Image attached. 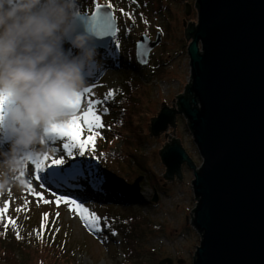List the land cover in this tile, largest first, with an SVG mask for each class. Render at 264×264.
Instances as JSON below:
<instances>
[{
	"label": "rangeland",
	"instance_id": "rangeland-1",
	"mask_svg": "<svg viewBox=\"0 0 264 264\" xmlns=\"http://www.w3.org/2000/svg\"><path fill=\"white\" fill-rule=\"evenodd\" d=\"M79 4L81 10L91 9L83 0H79ZM93 4V10L97 4L112 6L110 9L118 29L103 53L114 59L118 56L119 61L104 66L100 74L94 75L87 85L92 92L81 98V111H84L89 99L103 100L108 92L115 93L100 105L108 111L101 113L104 127L97 130L99 135L95 139L94 151L101 149L100 146H110L129 152L131 147V151L137 150L144 156L143 164L150 172L143 173L137 194L131 191L135 178L132 184L118 182L115 185L124 196V201L127 200L125 203H103L93 197L94 192L86 194L80 183L70 184L63 180L59 186L57 178L37 180L35 168L28 162L24 176L19 177L23 184L20 187L11 186L6 193L0 194V210L5 203L8 204L7 212L0 214V236L9 234L18 240L19 232L20 237L23 234L24 239L32 244L39 242L50 252L51 248H55L58 261L66 264H158L166 258H171L174 264L180 261L192 264L202 240L192 225L194 213L190 215L197 205L192 186L194 174L187 165H183V183L178 179L174 182L164 179L166 167L159 152L170 141L169 136L172 139L175 136L170 128L167 138L164 133L160 138H151L149 124L160 112L163 103L172 107L173 99L184 93L191 80L187 52L190 42L185 39L183 20L197 24L196 0H93ZM187 4L192 7L189 17L185 15ZM121 10L129 13L131 18ZM92 13L81 12L85 15ZM158 34L161 35V44L150 53L147 65L140 66L136 59L138 40L146 35L155 41ZM128 116V123L135 128L129 139L131 142L123 147L125 141L120 140L123 138L109 135L125 131L126 126L122 129L119 126ZM141 133L144 137L139 142ZM124 134L129 136L127 131ZM87 135L85 131L84 136ZM175 135L196 167L200 168L202 158L183 115L178 116ZM63 143L59 139L46 141V149L60 150L54 158L62 155L67 161L66 153L62 151ZM103 163L95 161L90 164L93 172L100 177L106 174V164ZM62 168L67 166L62 165ZM49 171L45 168L39 175L46 177ZM40 184L44 188H39ZM33 191L43 193L44 199L52 202L38 203ZM155 195L158 202H153ZM56 196L75 199L94 212L100 218L101 231L86 227L68 205L60 203L57 206ZM18 208L21 211L18 212ZM9 219L15 224L8 223ZM113 232L116 234L113 235ZM35 238L38 240L35 241ZM11 259L19 261L17 256Z\"/></svg>",
	"mask_w": 264,
	"mask_h": 264
},
{
	"label": "water",
	"instance_id": "water-1",
	"mask_svg": "<svg viewBox=\"0 0 264 264\" xmlns=\"http://www.w3.org/2000/svg\"><path fill=\"white\" fill-rule=\"evenodd\" d=\"M195 7L197 24L183 20L191 80L172 107L163 103L151 119L150 136L167 138L170 128L175 136L159 152L164 179L183 183V165L194 174L197 205L190 215L202 240L192 264H264V0H196ZM101 11L113 15L108 6ZM191 12L187 4L185 15ZM113 25L118 29L115 19ZM116 32L95 47L106 50ZM161 42L160 34L155 41L141 36L140 66ZM179 115L188 122L200 168L176 139ZM142 180L133 183L134 194Z\"/></svg>",
	"mask_w": 264,
	"mask_h": 264
},
{
	"label": "clouds",
	"instance_id": "clouds-1",
	"mask_svg": "<svg viewBox=\"0 0 264 264\" xmlns=\"http://www.w3.org/2000/svg\"><path fill=\"white\" fill-rule=\"evenodd\" d=\"M80 16L79 0H0V194L23 184L26 158L101 69Z\"/></svg>",
	"mask_w": 264,
	"mask_h": 264
},
{
	"label": "snow or ice",
	"instance_id": "snow-or-ice-1",
	"mask_svg": "<svg viewBox=\"0 0 264 264\" xmlns=\"http://www.w3.org/2000/svg\"><path fill=\"white\" fill-rule=\"evenodd\" d=\"M108 7L111 8L112 6L109 5ZM121 12L131 18L129 13L123 12V10H121ZM113 20L114 16L110 12H102L99 4L96 5V11L91 16H85L82 14L80 16L83 29L96 40L98 45L101 46L104 44L105 37H111L117 31L116 27L113 25ZM101 52H103V47H101ZM140 55L142 56L143 54L141 53ZM144 59L146 61V58ZM91 92V87H85L82 92L77 95L76 101L70 105L72 118L62 125L53 126L45 133L46 141L55 142L58 139L64 141L62 151L66 153L67 157H73L74 154L84 156L86 151H94L95 139L99 135L97 130L104 127L101 113L107 112L108 109L106 107H100V105H102L104 101L113 97L115 93L112 91L108 92L104 96L103 100L89 99L87 109L81 111V98L85 94ZM3 111V102L0 101V117H2ZM85 131L88 133L87 136H84ZM59 151L60 150L58 149L52 148L46 149L43 152L34 155L30 154L26 158L25 165L28 162H31L37 173V180L59 178L66 182L68 180L75 181L80 178H85L91 179L94 184H99L102 181V177L93 172L92 166L89 164L85 167L83 161H76L66 169L59 167L65 164L64 156L61 155L59 158H54L58 155ZM48 161H50V163H47ZM45 168L50 170L49 175L41 177L39 173L45 171ZM20 176H24L23 171ZM38 187L44 188V185L40 184ZM32 194L38 198V203L41 201L45 204L52 202L44 199V194L41 192L33 191ZM55 203L57 206H59L60 203L68 205L70 210L75 211L80 216L86 227H89L96 232L101 231L99 224L100 218L96 216L94 212H90L89 209L82 203H78L75 199H69L61 196L55 197ZM7 210L8 204L5 203L4 208L0 210V214L6 213ZM17 211L19 212L21 209L18 208ZM56 215L58 217L59 213ZM44 219H47L46 213L44 214ZM8 223L14 225L15 221L9 219ZM112 234L115 235L116 233L113 232ZM20 238L19 232H17V239Z\"/></svg>",
	"mask_w": 264,
	"mask_h": 264
},
{
	"label": "trees",
	"instance_id": "trees-1",
	"mask_svg": "<svg viewBox=\"0 0 264 264\" xmlns=\"http://www.w3.org/2000/svg\"><path fill=\"white\" fill-rule=\"evenodd\" d=\"M91 9L87 8V11L81 10L82 13H91L93 11V0H83ZM85 15V14H82ZM88 15V14H86ZM118 61V56L116 59L112 58L111 55H106L105 53L101 52V49H98V62L101 66L100 71L96 72L95 75L100 74L104 66L116 63ZM119 62V61H118ZM115 67V64H112ZM131 116V114H130ZM130 116L124 119L121 123L122 126H119L121 129L126 126L125 131L115 132L109 136H114L116 134V138L122 140L125 144L130 143V137L133 133L134 126H131L128 123ZM128 132L129 136L125 135L124 132ZM142 139L143 133L139 135ZM110 137L109 139H111ZM101 139V138H100ZM115 139V138H114ZM100 146V142L98 141ZM98 151H86L84 156H79L78 154H74L73 157H67V161H65V166L69 167L72 163L76 161H83L85 167L89 164H92L95 161L104 162V170L106 174L102 175L103 184H94L92 183L91 179L80 178L78 180H68L66 182H71L70 184H78L80 183L82 186V190L84 189L85 192L93 193V197H96L99 201L103 203H110V202H118V203H125L124 196L122 193L116 188V184L118 182H123L125 185L132 184L138 177H141L143 173L148 171L146 168L144 161V156H141L137 150L131 151V147L129 152L119 149L111 148L110 146L102 147ZM122 147V148H123ZM66 155V154H65ZM103 163V164H104ZM57 167V166H56ZM62 168V165L59 166ZM150 172V171H148ZM87 175V173H86ZM135 178V180H134ZM62 181V182H61ZM57 183L59 186L63 183V180L57 178ZM46 225V224H44ZM2 229H0L1 231ZM4 231V230H3ZM2 232V231H1ZM7 234V232H5ZM140 234V233H139ZM38 238H35L37 241ZM0 264H66L63 262L58 261L57 257L55 256L56 249L51 248V252L49 251L48 247H42L43 244L37 243H30L26 239H24V235H21V238L16 240L15 237L7 234L5 236H0ZM64 248H62V252ZM13 256H17L19 261L12 260ZM64 257V256H63Z\"/></svg>",
	"mask_w": 264,
	"mask_h": 264
},
{
	"label": "bare ground",
	"instance_id": "bare-ground-1",
	"mask_svg": "<svg viewBox=\"0 0 264 264\" xmlns=\"http://www.w3.org/2000/svg\"><path fill=\"white\" fill-rule=\"evenodd\" d=\"M81 27H82V25H81ZM83 28V27H82ZM93 42H94V45H95V43H96V40L93 38ZM69 192H71L70 190H69ZM86 194H89L88 192H85ZM76 195V194H75Z\"/></svg>",
	"mask_w": 264,
	"mask_h": 264
}]
</instances>
